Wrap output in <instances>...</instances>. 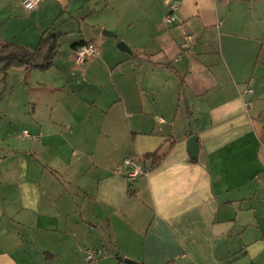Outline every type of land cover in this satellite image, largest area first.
I'll use <instances>...</instances> for the list:
<instances>
[{
    "label": "crops",
    "instance_id": "crops-1",
    "mask_svg": "<svg viewBox=\"0 0 264 264\" xmlns=\"http://www.w3.org/2000/svg\"><path fill=\"white\" fill-rule=\"evenodd\" d=\"M44 32L0 95V264H264V0H0L1 40Z\"/></svg>",
    "mask_w": 264,
    "mask_h": 264
},
{
    "label": "trees",
    "instance_id": "trees-1",
    "mask_svg": "<svg viewBox=\"0 0 264 264\" xmlns=\"http://www.w3.org/2000/svg\"><path fill=\"white\" fill-rule=\"evenodd\" d=\"M60 33H42L37 46L30 50L24 46L15 43L3 41L0 39V72L7 74L13 66L23 67L24 72L30 70H47L53 65L54 57L59 48L58 38ZM82 43L73 44V48H77ZM153 161H158L161 157L156 154H149ZM196 160V158H193Z\"/></svg>",
    "mask_w": 264,
    "mask_h": 264
},
{
    "label": "built area",
    "instance_id": "built-area-1",
    "mask_svg": "<svg viewBox=\"0 0 264 264\" xmlns=\"http://www.w3.org/2000/svg\"><path fill=\"white\" fill-rule=\"evenodd\" d=\"M39 1L40 0H22V5L24 6L25 9L31 10L37 6ZM168 6H169V10L165 16L164 21L166 24L171 25V24H174L176 21L175 11L177 9V4L168 1ZM96 52H97V48L94 43L89 42V43L82 44L75 49L74 60L77 65H83L85 61L89 57L94 55ZM251 92H252L251 89H246L245 91H243L242 95L245 93H251ZM23 135L26 137H30V134L27 131H23ZM31 138H33L34 140L36 139L33 136ZM143 164L144 163L141 162L138 158H135V159L126 158L124 160V167L128 168V170L126 172H123L122 169H118L117 171L119 173H124L128 182L132 183L134 179H136L140 174L145 172L143 171ZM93 254H94L93 251H88L86 255V259L92 260Z\"/></svg>",
    "mask_w": 264,
    "mask_h": 264
},
{
    "label": "rangeland",
    "instance_id": "rangeland-1",
    "mask_svg": "<svg viewBox=\"0 0 264 264\" xmlns=\"http://www.w3.org/2000/svg\"><path fill=\"white\" fill-rule=\"evenodd\" d=\"M54 60H55V58H54ZM54 60H53V65H54ZM13 67H15V66H13ZM12 68V67H11ZM10 68V69H11ZM50 68H52V66L50 67ZM49 68V69H50ZM13 69V68H12ZM11 69V71L12 72H10V70L7 72V74H2L1 72H0V84H1V90H0V95H1V92H2V90L4 89V86L6 85V82L8 81V78L10 79V81H11V83L16 87V88H18L17 87V83H15V81H17V82H19L20 83V81H19V78H18V75L21 73V74H23V81H21V83H22V86L24 85V86H27V87H29L30 85H29V83H33V79H34V76L36 75L35 73H40L39 75H37V77L39 78V80H45V78L47 77V75H49V74H45V72H43V71H46V70H35V69H32V70H30L28 73H25L23 70H19L18 68L16 69V70H12ZM48 70V69H47ZM30 73H33L32 75H33V77L30 79L29 78V75H30ZM44 73V74H43ZM48 73V72H47ZM31 80V81H30ZM28 107L30 108L31 107V105H28ZM18 130H19V128L18 129H16V131L18 132ZM93 262V261H92Z\"/></svg>",
    "mask_w": 264,
    "mask_h": 264
},
{
    "label": "water",
    "instance_id": "water-1",
    "mask_svg": "<svg viewBox=\"0 0 264 264\" xmlns=\"http://www.w3.org/2000/svg\"><path fill=\"white\" fill-rule=\"evenodd\" d=\"M102 35L106 36V37H114L115 34L111 31L108 30H103L102 31ZM116 47L120 50H124L127 52H130V50L128 49V47L125 45V43L123 41H119L116 44ZM188 151L191 155L192 158H197L198 155V145H197V138L196 136H191L188 140ZM143 171H145V165L143 164ZM124 261L126 263H133V261L129 260V259H124Z\"/></svg>",
    "mask_w": 264,
    "mask_h": 264
}]
</instances>
